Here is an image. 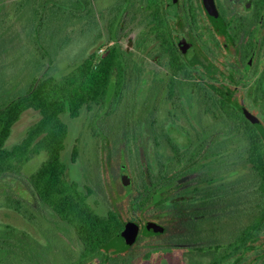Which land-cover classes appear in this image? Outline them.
Returning <instances> with one entry per match:
<instances>
[{
    "label": "flooded vegetation",
    "instance_id": "flooded-vegetation-1",
    "mask_svg": "<svg viewBox=\"0 0 264 264\" xmlns=\"http://www.w3.org/2000/svg\"><path fill=\"white\" fill-rule=\"evenodd\" d=\"M89 2L91 0L84 4L87 11H89ZM143 4L146 12L145 37L152 46H157L167 56L168 71L164 77L156 74L160 76L157 88L160 92L167 89L170 94L166 98L162 97L160 103L153 107L152 112L148 110L149 106L146 103L141 106L139 119H134L136 112L133 111L136 108L128 114L130 119H134L128 123L129 127L135 120L140 122L142 127L138 130L136 126L133 127L138 134L133 136V139L137 140L139 144L136 145L139 146L131 144L133 152L125 153L128 156H124L130 184L122 180L120 165L121 186L118 187V191H122L127 200L135 194V184L140 182L138 174L140 161L136 163L138 154L144 156V163L147 165L146 169H149L150 176L163 172L167 178L161 181V196L151 195L144 211L129 214L127 200H123V202L126 200L124 204L120 202L128 215L126 219L120 214L123 210L115 209L111 201L112 208L106 212V215L110 210L118 212L125 223L120 233L128 225H134L138 230L137 237L128 248L117 246L114 250L103 249L98 259L82 260L83 264L95 262L118 264L120 263L118 257L122 255L128 257L142 238L160 237L164 242L152 245V248L166 256V260L161 261L163 264H264V0H143ZM211 4L218 18L212 17L209 12ZM135 6V0H123L116 6L111 21H108V29L115 32L113 37L116 36L124 18L129 17V21L135 20L137 14L132 13V10L136 11ZM0 26L2 27L1 18ZM115 47L119 49L123 61L122 74L125 86L128 82L129 69L136 68L132 64L134 54L124 52L121 47ZM222 54L229 60L228 63L220 59ZM218 65H225L227 72L219 73ZM216 75L224 78L223 83L218 82L219 77ZM148 83V80L144 79L139 86ZM114 86L118 87L116 83ZM123 89L126 90L127 87ZM239 93H241L240 99L237 97ZM3 94L7 95V93ZM166 100L172 104L169 109L170 117L159 120L158 108ZM187 102H190L189 106L192 109L195 107L204 109L202 121L203 115L211 119L209 124L202 123V130L195 128L194 138L191 136L184 139L179 135L184 127L178 126V117L171 116V111L177 112L179 107L187 116ZM149 103L148 100L147 104ZM223 106H233L241 112L240 132L232 129L233 122L229 120L227 113L220 109ZM169 122L174 123L179 129L178 133L166 128ZM121 134L123 133L120 132L117 136L121 137ZM169 137L178 148L181 147L182 152L188 150L189 153L194 150L197 156L199 153L210 155L209 164L201 159L199 164L194 166L196 169L194 173L186 171L184 174V162L187 158L182 162H176ZM151 141L154 148L150 152ZM238 141L241 142L239 147ZM165 144L168 148L163 156L159 150ZM218 144L221 146L220 152L224 154L223 162L219 165L215 158ZM250 154L257 155L255 169ZM233 155L238 159L237 164L224 160ZM133 162L137 165L136 171H133L136 178L132 177L131 168L128 167L129 165L131 167ZM238 165L243 170L244 179L217 184L216 170L220 166L233 168ZM180 172L183 175H180ZM175 173L180 176L175 177ZM17 177L21 176L17 175ZM31 177L28 182L35 192L36 199L30 197L28 203L31 202L38 208H41V205L48 206L38 196L30 182ZM170 178L174 179L171 181ZM149 183L152 188V183ZM233 186L236 188L234 189ZM77 189L87 196L86 201L89 204L91 190L83 192L79 187ZM27 190L29 191L28 188ZM9 191L16 194L10 198L18 201L16 211L19 214L18 209L22 207L19 190L9 189ZM254 194L256 196L252 197L254 199L252 201L249 196ZM249 206L250 215H248ZM49 208L61 220L56 212ZM254 215L258 217L259 229L257 241L250 244L247 227L250 218ZM150 216L161 217V223L151 221ZM243 217L247 220L245 224H241L238 229H231L224 235L221 233L223 221H233ZM72 227L76 231L75 227ZM154 227H159L162 231L153 233ZM76 237L82 245L77 231ZM239 239L241 243H238ZM83 249L82 245V251ZM146 254H149V257L151 255L150 252ZM150 263L156 262L150 261Z\"/></svg>",
    "mask_w": 264,
    "mask_h": 264
},
{
    "label": "rangeland",
    "instance_id": "rangeland-1",
    "mask_svg": "<svg viewBox=\"0 0 264 264\" xmlns=\"http://www.w3.org/2000/svg\"><path fill=\"white\" fill-rule=\"evenodd\" d=\"M87 1L0 0L2 21V27L0 26V93H7L10 97L23 95L30 88L33 80L46 71L49 75L61 78L70 73L90 54L96 53L99 57L115 46L121 47L124 52L134 54L132 64L136 68L129 69L128 82L123 87L119 85L115 88L114 84L111 87L110 94H113L115 89L119 91L121 88L122 90L120 95L124 100L122 99L119 106H112L111 110H109L110 106H106L101 112L98 107L90 110L84 108L76 119H72L69 115L63 116V120L69 126V136L62 153V161L66 166L64 179L67 183L76 184L77 188L79 187V190L82 189L83 192L90 189L89 204L97 213L105 216L106 212L112 208L111 201L115 209L122 211V204L127 200L126 196L118 191V187L121 186L119 169L120 165L121 168L127 166L124 154L130 151V144L134 146L139 144L137 140V143H134L133 136H138V134L133 127L136 126L137 130L142 127L137 120L131 123L130 127L128 123L139 119L138 114L141 117V106L145 103L149 106L148 110L152 112L153 107L160 103L162 97L166 98L170 94L167 89L160 92L157 88L160 82L159 75L164 77L168 71L167 56L157 46H152L145 37L146 12L143 0H135L137 9L135 6L136 11L132 10V13L137 14L135 20L129 21V17L124 18L115 37H113L115 32L108 29V21H111L116 6L123 0H91L88 4L89 11L86 5L84 6ZM220 42L222 43V40ZM220 59L224 63L229 62L223 54ZM130 64L129 62V67ZM218 68L219 73L220 71L227 72L225 65H218ZM216 77L221 78V75H216ZM219 78L218 82L223 83L224 78L222 77L221 80ZM144 79H147L149 83L139 86ZM125 87H127L126 90L122 89ZM237 97L240 99L241 93ZM148 100L149 104H147ZM171 105L168 100L160 105L157 111L159 120H166L170 117ZM187 105V116L179 107L177 112L171 111V116L178 117V126L184 127L179 133L184 139L191 136L194 138L195 130H202V123L209 124L211 119L203 115L202 121L201 116L204 109L201 107L192 109L189 106L190 102H187ZM134 108L136 109L133 112H136L137 116L130 119L128 114ZM39 118L37 112L24 113L22 119L15 125L6 147L11 148L19 144L28 128ZM166 128L168 130L171 128V131L177 133L179 131L172 122H169ZM122 131H127V137L123 139L125 144L118 155L116 154L118 146L114 142L119 140L120 137L117 135ZM237 144L239 147L241 142L238 141ZM162 146L159 152L164 156L168 146L166 144ZM149 147L151 152L154 148L152 141L149 142ZM75 149L78 153L73 160ZM238 152L241 151L238 150ZM136 157V163H139L140 155ZM47 158V153L41 152L22 166L21 177L8 176L0 181V264L84 263L81 260L82 245L76 237L74 228L59 220L48 206L41 205V208H38L34 207L31 202L28 203L30 197L35 198V192L30 188L28 179L36 173ZM224 160L238 163L234 155ZM136 166L135 162L131 163V167L128 166L131 168L133 178L137 177L134 173ZM230 167L220 166L216 170L218 185L244 179L240 165ZM9 189L19 190L18 195L22 200V207L18 209L19 214L16 211L18 201L9 197ZM250 197L254 201L253 195ZM124 199L126 200L123 202ZM250 210L249 206L248 215H250ZM120 214L123 219L128 217L125 210ZM245 217L223 221L221 233L224 235L231 229H238L241 224L246 223ZM149 218L159 223L162 219L157 216ZM163 242L162 237L142 238L128 257L126 255L118 257V262H120L118 264H151L150 261L156 262L152 264H163L161 261L166 260V256L161 251L157 252L152 248V245ZM148 252L152 256L145 255ZM94 264H101V262Z\"/></svg>",
    "mask_w": 264,
    "mask_h": 264
},
{
    "label": "trees",
    "instance_id": "trees-1",
    "mask_svg": "<svg viewBox=\"0 0 264 264\" xmlns=\"http://www.w3.org/2000/svg\"><path fill=\"white\" fill-rule=\"evenodd\" d=\"M122 68L123 61L119 49L113 47L105 55L99 57L96 53L90 54L70 73L61 78H56L45 72L33 80L30 88L23 95L10 97V95L0 93V181L8 176L20 175L22 166L29 162L33 156L46 152L47 160L32 175L30 182L41 200L51 207L61 220L75 227L84 246L81 255L83 261L98 259L103 249L105 251L116 249L115 237L123 230L125 223L115 210H110L106 216L99 215L87 203V196L78 191L76 184L65 181L66 166L62 161V153L69 136V126L63 120V116L69 115L72 119H76L84 108L90 110L93 107H98L101 112L106 106H110L109 110L112 106H119L123 99L120 95L121 88L119 91L115 89L113 94H110V91L114 78L117 86L123 87ZM220 109L222 112L224 110L229 120L233 122L232 129L240 132L241 112L238 108L223 106ZM28 111L37 112L40 118L28 128L25 137L19 144L7 148V141L15 125ZM125 129L127 130V128ZM122 133L120 139L114 142L118 146L116 151L118 155L125 144L123 139L127 137V131H122ZM169 141L177 163L187 158V161L184 162V174L186 171L194 173L196 171L194 166L199 164L201 159L209 164L210 155L207 153H199L197 156L194 150L189 153L188 150L182 152L181 147L178 148L172 138L169 137ZM135 142L136 140H134ZM220 147L218 144L217 152H215L218 165L223 162L224 157V154L219 150ZM130 148L128 154L133 152L131 144ZM77 153L78 151L75 149L73 160ZM250 160L254 163L255 169L257 155L250 154ZM139 161L140 182L135 184V194L127 200L129 214L144 211L151 195L161 196V181L167 178L163 172L150 176L149 169H146L147 165L144 163V156H140ZM175 175V177L178 176L177 173ZM174 178H170V180L172 181ZM149 182L152 183V188ZM233 188L235 189L236 186ZM14 195L16 194L10 191L9 197ZM253 196L255 197L256 194ZM258 223L257 215L250 218L247 227L248 243L250 244L257 241ZM239 236L241 237V235ZM238 243H241V239Z\"/></svg>",
    "mask_w": 264,
    "mask_h": 264
},
{
    "label": "water",
    "instance_id": "water-1",
    "mask_svg": "<svg viewBox=\"0 0 264 264\" xmlns=\"http://www.w3.org/2000/svg\"><path fill=\"white\" fill-rule=\"evenodd\" d=\"M209 7H210L209 12L212 15V17L216 16V18H218V14L214 10L212 4ZM115 83H116V80L114 78L113 84L115 85ZM254 121H255V123H257L256 120H254ZM122 180L126 184H130V177L127 174L125 166L122 167ZM161 231H162V229L159 227H154L152 229L153 233H160ZM137 234H138L137 228L134 225H128L126 227V229L122 233H120V235H118L116 237L115 241H116L117 246H119L120 248H128L129 246H131L134 243V241L137 237Z\"/></svg>",
    "mask_w": 264,
    "mask_h": 264
}]
</instances>
